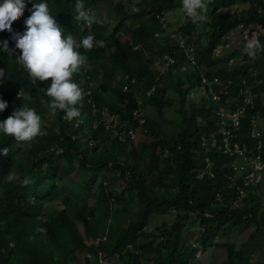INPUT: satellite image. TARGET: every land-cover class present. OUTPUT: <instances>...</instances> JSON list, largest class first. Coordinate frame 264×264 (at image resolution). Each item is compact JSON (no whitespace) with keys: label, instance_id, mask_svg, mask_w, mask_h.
Wrapping results in <instances>:
<instances>
[{"label":"trees","instance_id":"trees-1","mask_svg":"<svg viewBox=\"0 0 264 264\" xmlns=\"http://www.w3.org/2000/svg\"><path fill=\"white\" fill-rule=\"evenodd\" d=\"M41 2L47 3L65 36L70 34L79 42L92 35L96 41L105 42L104 47H93L90 51L79 49L87 57L84 66L88 65V71L83 78L78 73L72 78L85 93L76 107L81 108L82 124L89 123L86 138L73 136L76 128L62 119V111L53 116L47 104H41V99L49 100L44 90L51 81H37L33 86L26 71L16 62L19 50L15 49L13 36L26 31L25 21L34 11L33 5ZM75 2L24 0L23 15L12 23V31H0V45L7 41L12 52L0 49V69L5 72V78L0 81V99L8 104L0 112V121L11 115L14 105L34 108L46 120L47 113L51 117L47 124H42L46 134L31 142L17 143L12 137L0 134V149H8L7 155L0 154V264H64L80 249H85L92 258L100 253L101 261L116 257L120 264H137L140 260L143 264H192L198 251L213 245L225 247L227 260L223 264H250L246 261L247 240L236 249L232 242L216 238L220 233H229L232 227L238 229L252 221L254 228L248 237L256 231L264 233V196L255 192L258 185L247 189L240 197L239 182L235 186L227 182V176L232 174L230 159L216 148L206 151L202 145L201 136L215 127L214 103L209 96L196 103L187 99L191 90L202 88L201 72L198 68L189 72L181 70L185 53L159 21V17H165L179 2L84 0L89 15L92 6L101 2L111 6L115 16L113 26L97 23V28H94L95 23L88 26L74 20ZM250 2L252 0H210L205 22L194 23L187 18L174 30L188 44L195 45L198 64L205 66L206 76L220 79L215 89L223 90L229 79L234 82L227 91L230 95L252 69L261 82L264 81V13L261 12L264 0ZM245 3L249 5L246 9L228 10ZM125 22L130 25V35L127 40H120L118 32ZM237 27L248 28V32L256 27L261 29L254 37L259 39L261 50L254 57L238 49L221 58L215 55L214 50L227 42L225 36ZM166 54L176 56L177 62L158 71L155 68L157 64L162 65ZM237 55H242V62L231 68L228 62ZM154 59H157L156 64ZM258 85L252 87L253 112L262 110ZM151 87L155 91L146 99L145 91ZM136 97L142 98L143 114L148 105L158 106L160 119L144 115L142 127L150 140L136 138L129 143L120 142L116 134L124 130L122 121L127 122L126 127L134 125L130 115L136 108ZM222 97L226 99L228 95ZM154 100H160V104ZM176 103L181 121L176 123L173 135H168L161 120L164 109ZM109 119L111 122L105 126ZM97 120L102 129L99 124L93 126ZM247 122L244 118L243 133L247 131ZM104 136L108 140H102ZM88 138H92L93 143L89 144ZM70 148L72 154L68 153ZM163 148L169 149V155L164 158L161 156ZM60 156L78 162L83 176L69 181L59 176L58 172L68 176L67 171L58 169L55 163ZM100 170L103 173L98 178ZM105 171H112L117 177L104 183ZM8 174H17L21 179L30 177L32 182L27 186L9 182ZM114 179L121 180L120 188L115 187ZM234 196L239 197L238 206L233 205ZM79 198L82 199L75 202L78 206L73 208L74 200ZM56 200L60 201V206L53 211H43L45 203ZM170 210L175 211L173 224L163 223L158 232L145 229L150 215ZM97 218L109 219L107 231L99 230ZM195 223L203 228L197 243L190 241L185 231V227L189 230ZM132 232L137 233L134 238Z\"/></svg>","mask_w":264,"mask_h":264},{"label":"clouds","instance_id":"clouds-1","mask_svg":"<svg viewBox=\"0 0 264 264\" xmlns=\"http://www.w3.org/2000/svg\"><path fill=\"white\" fill-rule=\"evenodd\" d=\"M208 3L210 0H181L183 12L194 23H203L208 19ZM24 8V0H3V3H0V31L11 32L12 23L23 15ZM33 8L31 16L25 21L26 31L22 35L16 33L13 36L15 49L19 50L16 62L26 71L33 86L37 81H51L47 89L44 90L49 100L41 99V104H47L53 116L58 111L64 112L68 121L62 119L71 123L73 118L80 115L76 105L81 102L85 94L80 85L73 82L72 79L74 74L80 72L87 60V57L79 49L83 47L86 51H90L93 47H104L105 42L96 41L92 35L77 42L72 35H64L62 27L50 14L47 3L34 4ZM75 13L74 20L88 26L92 23L103 22L89 15L84 0H76ZM261 48L259 39L255 38L245 44L244 51L249 57H254ZM0 49L12 54L7 41L0 45ZM4 78L5 72L0 69V81ZM7 107V102L0 99V112H3ZM0 134L12 137L17 143H21L31 142L37 136H43L46 133L42 130V119L36 110L28 106H20L6 119L0 121ZM0 154L7 155L8 149H0ZM7 180L9 182L16 181L23 186L32 182L30 177L21 179L17 174H8ZM87 254L91 257L90 253ZM96 257H99L98 260L101 261L100 253ZM138 263L143 264L141 260Z\"/></svg>","mask_w":264,"mask_h":264},{"label":"rangeland","instance_id":"rangeland-1","mask_svg":"<svg viewBox=\"0 0 264 264\" xmlns=\"http://www.w3.org/2000/svg\"><path fill=\"white\" fill-rule=\"evenodd\" d=\"M175 1L179 2V5L173 9L168 10V12H166L165 17H164L167 22L166 27H165L166 32L176 30L180 23H184L187 20V18H189L182 10L181 0H175ZM253 3H255L254 0L250 2V4H253ZM248 6H249L248 3L236 4L230 7L228 10L231 12L239 11L242 9H246ZM89 12L92 17H95L97 20H102L103 21L101 23L102 25L108 26L109 23H112L111 25L113 26V23L115 21V16L113 15L111 11V6L108 5V3L101 2L99 3L98 6H92ZM261 12L264 13V9L261 8ZM126 23L127 22L123 24L122 29L119 30L118 32V36H120V40H127L129 38L130 25ZM97 26H98L97 23H95L94 28H97ZM198 29H199V32H201V28L199 26H198ZM260 32H261V29H259L258 27H256L255 30L252 32H248V28L237 27L236 29L231 31L227 36H225L227 42L224 45H220L219 47H217L214 50V54L220 56L221 58V56H224L225 54L229 53L231 50L238 49L243 52L244 46H245L244 44L247 43L250 39H254V37ZM206 38L207 36L204 35L203 39H206ZM132 42H133V39H132ZM156 62H157V59H154V64H156ZM241 62H242V55H237V56H234V58L229 60L228 65L232 68L236 65H239ZM155 69H157L158 71H163L166 68H164L163 65L161 64H157ZM87 71H88V65L82 66L80 72L78 73L79 77L83 78L87 74ZM257 87H259V90L261 89L259 93V99H260L259 107H262V110L258 109L259 111L258 112L256 111V124L258 128L260 129L262 136H263V140H264V81L261 82ZM207 94H208V90L203 87L194 88L193 90L190 91L187 99L192 101L193 103H196L199 101V99L209 96V94L208 95ZM171 95H173V97H176L174 93H171ZM154 102L157 105L160 104V100H154ZM18 108L19 107L16 108V106L14 105L12 110H16ZM77 108L79 110L81 109L80 107H77ZM157 108L158 106L156 107L153 105L151 106L148 105L145 108L143 115L145 116L148 115L149 117H152V118L154 117L156 118V120H159L160 117H158ZM177 111H178V103L164 109V119L161 120V123L165 131L168 133V135H173L174 130L176 128V123H178V121L179 122L181 121L180 120L181 117ZM46 116L48 117L47 120L46 118L41 117L42 124H47L48 121H50L51 117L49 113H47ZM70 122L72 123V127L76 128L75 132L73 133V136L82 135L84 138H86L84 134L86 133L87 126L89 125V123H86L85 125H83L81 122L80 115L77 118H73ZM99 122L100 121L98 120L94 121L93 126L99 124L100 129H102L103 126ZM108 122H111L110 119L107 120V122H105V126H106V123ZM124 122L125 121H122V123ZM140 127L136 129L134 139L137 138L138 141L150 140L149 135L145 134L146 130L144 126H143V130L139 129ZM141 134H144V135H141ZM88 140H89L88 141L89 144L93 143L92 138H88ZM102 140H108V137L104 136ZM125 143H129V141ZM68 153L72 154L73 149L72 148L68 149ZM161 156L162 158L166 157V156H163V151H162ZM55 163L58 169H65L67 171L66 173L68 174L69 177L64 176L60 172H58V175L61 177L62 176L65 177L67 181L72 180V179L78 180L83 176V171H81V169H78V162L76 161L70 162V160L67 157L60 156L59 158H56ZM220 163H224V162L221 161ZM75 171L78 173H76ZM203 172H206L205 169ZM102 173H103V170H100L97 173V177L100 178ZM105 175H106V178L102 180V182L104 183H108L114 177H117L112 171H105ZM113 181L117 183V185H115L116 188L121 187V180L118 181L117 179H114ZM67 184L69 185L70 183L68 182ZM255 192L260 194L261 197L264 196L263 187H256ZM239 196L243 197L244 194L242 195L241 193L239 194ZM80 199L82 198L74 200L73 208H76V206H78V205H75V202H78ZM238 199L239 197L237 196L232 197V201H234L233 203L234 206H238V203L240 201ZM62 203L64 202L62 201ZM60 205L61 203L59 200L47 202L43 206V211H53ZM259 209H260V206L258 205L256 207V215L259 213ZM97 222L99 225V230L101 232L107 231L109 229V219L108 218H100V219L97 218ZM174 222H175V211L173 210H170V211H167L166 213H161V214L154 213L149 216L148 223L145 229H152V231L158 232V227L162 225L163 223L169 226L170 224H173ZM191 225L192 226L190 227L192 228L187 230V227H185V231H186V234L189 236L190 241L197 243L196 240L200 233V225L197 223L191 224ZM79 227L81 228V226ZM232 228L229 233L227 232L220 233V235L217 236L216 239L218 241L222 239L223 241H230L235 245L236 249H238V247L241 246L239 245L240 243L242 244L247 240L248 253H247L246 261L249 262L250 264H264V233L256 231L253 233L252 237H248L249 234L252 233V230L254 228V221L246 223L241 228H238V229H232ZM224 234H227V235L223 236ZM136 235H137L136 232L131 233L132 238H134ZM84 250L85 249L78 250V253H76L72 259L67 258L64 264H120V262L117 260L116 257H111V258H107L102 261H99L98 260L99 257L91 258L88 256L87 254L88 252L87 251L85 252ZM151 255L152 254H149V256ZM226 260H227V255L225 252V247L213 245V246H207L205 251H202V250L198 251L196 253V257L192 260L191 263L192 264H223L225 263Z\"/></svg>","mask_w":264,"mask_h":264},{"label":"built area","instance_id":"built-area-1","mask_svg":"<svg viewBox=\"0 0 264 264\" xmlns=\"http://www.w3.org/2000/svg\"><path fill=\"white\" fill-rule=\"evenodd\" d=\"M159 21L166 26L165 18L159 17ZM170 37L173 38L177 45L185 53V61L181 65V70L189 72L192 69L198 68L201 72L200 80L202 87L208 90L209 97L214 103L213 121L215 127L208 133L201 136L203 147L206 151L210 148H216L222 156L230 159V168L232 174L227 176L228 185H238L239 194L245 193V189L254 186H262L264 188V156H263V139L262 133L256 124V112L254 110V93L253 86L261 83V79L257 77L258 73L255 69L249 72L241 79L239 87L233 95L227 93L234 82L229 79L223 90L215 89L214 85L220 84L221 81L217 77L208 78L205 74L206 68L199 65L195 55V45L188 44L185 38L176 31H170ZM177 62L176 56L166 54L162 58V65L168 68ZM123 88H125L123 86ZM155 91L154 87L145 91L144 97H152ZM222 95H228L223 99ZM136 108L131 113V121L133 126L126 127V121L123 123L124 130L122 133L116 134L120 142L131 141L135 137V131L138 127L144 124V115L141 108L142 98L136 97ZM113 117V116H112ZM62 118H65V113H62ZM246 118L247 131L243 133V119ZM116 122L114 121L113 124ZM76 125V124H74ZM139 129L143 130V127ZM145 131V130H144ZM245 136L246 140H242ZM169 155V149H163V156ZM210 161H208V166ZM210 176L213 175L211 169H207ZM241 197V196H240ZM201 231L203 228L200 226ZM141 264V263H138Z\"/></svg>","mask_w":264,"mask_h":264}]
</instances>
